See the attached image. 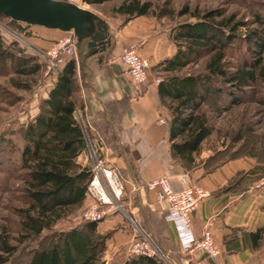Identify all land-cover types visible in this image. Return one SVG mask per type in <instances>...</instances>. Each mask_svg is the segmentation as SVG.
Masks as SVG:
<instances>
[{
    "label": "trees",
    "instance_id": "16d2710c",
    "mask_svg": "<svg viewBox=\"0 0 264 264\" xmlns=\"http://www.w3.org/2000/svg\"><path fill=\"white\" fill-rule=\"evenodd\" d=\"M84 1L102 4L108 0ZM152 10L149 0H121L114 8L116 14L125 16L124 23L133 17L150 15ZM172 13L171 8L163 7L155 15L163 17ZM179 14H189L196 20L175 26L170 35L176 53L155 67L165 74L158 84V93L162 104L172 113L169 123L172 157L186 166H194L202 144L214 130L203 106L213 98L240 104L248 87L257 85L261 79L264 81V16L254 14L256 26H251L237 14L221 9L200 12L185 7ZM0 17L9 19L12 26L24 30L31 38L35 36L28 30L37 26L24 23L22 27L23 22L2 14ZM241 44L245 46L247 58L238 57L240 60L235 63L228 57ZM207 57L203 71L183 73ZM0 58L13 63L21 75L36 74L42 67L35 55L3 50L1 42ZM81 105L77 62L72 57L39 102L37 115L21 128L24 145L18 160L12 157L16 148L11 139L0 138V167L8 173L21 171L19 177L24 182L22 197L27 206L17 209L24 232L19 241L40 237L45 230L52 232L49 244L29 250L23 264H105L104 254L112 231L101 233L100 221L84 220L72 228L54 230L59 221L83 208L88 198L91 173L88 166L79 162L86 148L85 132L76 118V110ZM94 137L102 139L99 134ZM166 214L167 211L164 219ZM251 238L254 246L257 245L263 238V230L253 232ZM0 251V263H5L18 252V246L11 243L9 235L0 233ZM169 262L147 255H129L123 264Z\"/></svg>",
    "mask_w": 264,
    "mask_h": 264
},
{
    "label": "crops",
    "instance_id": "0c3cea01",
    "mask_svg": "<svg viewBox=\"0 0 264 264\" xmlns=\"http://www.w3.org/2000/svg\"><path fill=\"white\" fill-rule=\"evenodd\" d=\"M107 22L111 44L106 51L89 55L87 40L77 44L78 96L82 105L76 110V118L84 121L94 136L101 135L105 143L103 156L121 171L128 188L127 204L135 217L139 222H145L149 221L148 213H152L168 225L165 224L159 235L165 237L168 234L174 239V264H263L264 172L261 167H255L246 158H235L207 171L197 155L194 166H186L180 159L173 158L169 140L172 113L161 102L153 74L150 72L149 89L136 97L120 59L124 46L136 45L139 53L156 66L176 53L170 32L157 26L147 15L133 17L126 23ZM44 30L46 35L41 33L35 39L40 46H48L49 40L65 34L60 30ZM83 44L84 49L78 53V47ZM161 116L166 118V124L158 121ZM207 151L211 153L210 149ZM208 152H203L200 157L208 156ZM85 158L82 153L79 162ZM239 173L241 177L235 181ZM164 174L170 176L176 190L184 188L179 176L187 175L190 184H198L208 192L192 215V228L196 235H201L207 226L214 229L220 249L217 258L199 251L184 253L175 228L164 219L167 204L159 202L154 191L131 192L134 184H145ZM118 221V214H111L100 222L99 230ZM121 227L124 226L111 228L114 235L110 242L118 252L116 264H123L129 256L123 247L133 237L131 231ZM259 229L263 230V238L254 246L251 234Z\"/></svg>",
    "mask_w": 264,
    "mask_h": 264
},
{
    "label": "rangeland",
    "instance_id": "374dc122",
    "mask_svg": "<svg viewBox=\"0 0 264 264\" xmlns=\"http://www.w3.org/2000/svg\"><path fill=\"white\" fill-rule=\"evenodd\" d=\"M81 6L89 8L106 20H118L124 23L125 16L116 14L114 8L121 3V0H108L102 4H89L84 0H70ZM153 4V10L150 15H147L154 21L157 26L164 27L171 31L179 23L187 21H195L196 18L185 14H179L188 7L190 11L199 10L200 12L210 9H221L226 13H235L239 18L247 20L251 26L253 24V15L260 14L264 16V0H149ZM163 7L171 8L174 13L171 16L157 17L155 15ZM4 22L9 23V19L1 18ZM24 23L21 25L24 27ZM42 27H33L28 30L34 33V37H30L27 32L25 34L30 37L31 42L38 45L35 39L39 34L46 35ZM20 30V29H19ZM22 31V30H21ZM2 37V39H1ZM58 39V38H56ZM47 40V39H44ZM55 39L49 40L48 46H40L45 51L52 45ZM1 49L8 50L16 54L32 55L25 51V48L12 37L0 31ZM78 44V42H77ZM77 49V46H76ZM84 49L83 46L78 47V53ZM20 50V51H18ZM245 46L240 45L235 54L228 57L231 61L237 63L239 60L247 58ZM241 55V56H239ZM37 57V56H36ZM238 57L240 59H238ZM38 62L42 65L40 71L36 74L21 75L17 72L13 63L0 58V138L11 139L14 147L12 157L18 160L19 150L23 148L24 138L21 128L25 126L38 113L39 102L48 92L55 80L54 75L47 74L46 63L41 58ZM208 60L203 58L198 64H193L184 70L185 73L201 72L205 69V64ZM151 73L154 81L157 78H163L165 74L161 73L158 68L152 66ZM205 111L207 118L212 123L214 130L211 136L202 144V149L197 155L199 163H204L206 170H212L218 165L235 158H246L249 162L254 163L255 167H261L264 172V81L259 80L257 85L248 87V92L242 99V102L237 105H232L227 100L216 101L214 98L202 108ZM211 150L209 153L207 150ZM203 152L208 156L200 157ZM89 160L85 158L83 165H88ZM259 163V164H258ZM253 168L249 170L252 171ZM21 171L5 172L0 167V233H5L10 236V241L13 245L18 246V252L8 262L0 264H23L25 255L34 247L48 245L51 241L52 232L45 230L40 237L33 236L25 242H20L24 232L21 231V217L17 209L26 207V203L22 197L23 180L19 177ZM241 177L239 173L234 180ZM135 198H133V201ZM125 207L128 214L133 213L127 204ZM90 202L87 198L83 208L71 214L68 218L58 222L54 230H64L72 228L84 221L83 213L86 211L87 205ZM135 202V201H134ZM120 222L118 221L113 226L106 224L101 230V233L111 232L114 235V230L111 228L115 225H123L122 230L128 229L134 235V224L131 222L126 211H117ZM149 214V221L139 222L134 215V219L138 226L146 234H149L162 252L168 256V262L174 264L176 255V245L174 239L168 234L165 237L159 235L165 224L157 216ZM105 221V219L103 220ZM102 222V221H101ZM167 225V224H166ZM168 226V225H167ZM116 230V229H115ZM167 230V229H166ZM110 238V239H111ZM110 239L107 242V249L104 254L105 264H116L118 252L111 245ZM133 239V237H132ZM132 239L124 245L123 249L129 254V247ZM2 252L0 251V254ZM2 255V254H1ZM4 255V254H3Z\"/></svg>",
    "mask_w": 264,
    "mask_h": 264
},
{
    "label": "built area",
    "instance_id": "2783aa9c",
    "mask_svg": "<svg viewBox=\"0 0 264 264\" xmlns=\"http://www.w3.org/2000/svg\"><path fill=\"white\" fill-rule=\"evenodd\" d=\"M0 31L18 41L26 52L44 60L47 74H52L55 78L67 60L75 57L76 54L78 40L73 31L64 32V36L55 39L46 51L31 42L30 37L24 31L12 26L10 22H4L1 17ZM120 59L129 74L134 96L143 95L150 85L152 68L150 59L143 57L136 45L124 46L121 50ZM161 80L162 78H157L154 82L159 84ZM158 121L162 124L167 123L164 116H161ZM79 122L85 132L86 148L84 153L89 160L86 166L89 167L91 173L87 188L90 202L83 213V219L101 222L117 211H126L135 227L132 243L129 247V255H147L168 263V256L162 252L154 239L138 226L133 213L128 214L124 204L128 198L127 184L121 171L116 166L111 165L103 156L105 146L103 140L96 139L84 121L79 120ZM179 181L184 185V188L176 190L171 183L170 176L164 174L148 183L134 184L131 192L154 191L157 200L167 204L165 219L175 228L181 250L184 253L191 254L199 251L209 257L217 258L220 249L216 244L214 229L207 226L201 235H196L192 228V215L203 199L208 196V192L198 184H190L187 175H180Z\"/></svg>",
    "mask_w": 264,
    "mask_h": 264
},
{
    "label": "water",
    "instance_id": "95a60500",
    "mask_svg": "<svg viewBox=\"0 0 264 264\" xmlns=\"http://www.w3.org/2000/svg\"><path fill=\"white\" fill-rule=\"evenodd\" d=\"M0 14L46 29L73 31L78 42L88 41L89 55L106 51L111 44L107 20L70 0H0Z\"/></svg>",
    "mask_w": 264,
    "mask_h": 264
}]
</instances>
